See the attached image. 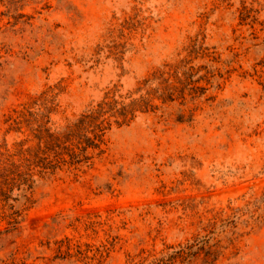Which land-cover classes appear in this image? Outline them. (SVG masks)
Returning a JSON list of instances; mask_svg holds the SVG:
<instances>
[{
    "label": "rangeland",
    "instance_id": "374dc122",
    "mask_svg": "<svg viewBox=\"0 0 264 264\" xmlns=\"http://www.w3.org/2000/svg\"><path fill=\"white\" fill-rule=\"evenodd\" d=\"M113 102L132 114L107 108L74 164L92 136L65 134ZM196 238L264 264V0H0V264Z\"/></svg>",
    "mask_w": 264,
    "mask_h": 264
},
{
    "label": "trees",
    "instance_id": "16d2710c",
    "mask_svg": "<svg viewBox=\"0 0 264 264\" xmlns=\"http://www.w3.org/2000/svg\"><path fill=\"white\" fill-rule=\"evenodd\" d=\"M117 102L104 103L98 106V109L90 114L82 115V117L75 123L65 136H72L74 132H90L91 138L86 135H82L84 140L80 142L83 144L79 152L71 151V158L74 164L86 163L89 158L87 156L88 149H97L101 142V134L105 130L103 128L104 121H100L101 117L106 113V109L118 108V111L123 114L131 113L133 111L134 103H130L126 106L118 107ZM101 133V134H99ZM54 142H49L46 145V149ZM213 246L210 245V239L207 238H196L190 242L177 247H170L167 253H164L161 257L154 259L148 264H194L197 260L201 259V264H212L214 263V251Z\"/></svg>",
    "mask_w": 264,
    "mask_h": 264
}]
</instances>
